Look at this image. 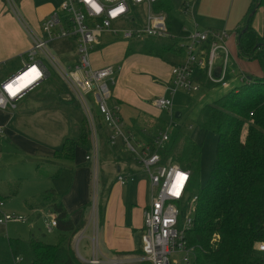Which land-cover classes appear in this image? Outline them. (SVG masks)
Masks as SVG:
<instances>
[{"label": "built area", "instance_id": "obj_1", "mask_svg": "<svg viewBox=\"0 0 264 264\" xmlns=\"http://www.w3.org/2000/svg\"><path fill=\"white\" fill-rule=\"evenodd\" d=\"M162 0H62L61 4L42 22L40 32L30 31L29 25L17 11L15 0H7L13 12L24 27L30 32L32 48L28 51L27 61L23 68L0 82V111L15 110L17 103L30 92L40 88L45 82L52 80V73L47 65H51L81 105L91 132L92 148L86 156L92 161V190L90 200L91 216L89 226L91 236H85L88 227L75 241L80 247L83 239L89 240L90 258L87 264H192L195 252L187 245L186 233L193 227V214L198 196L189 197L191 173L175 163L172 158L162 162L161 155L152 153L150 145L136 140L134 131L125 130V123L119 115V108L113 104V85L116 81L115 66L94 69L91 65V53L105 34L125 42H140L148 39H176L167 28V16L155 11ZM195 0L185 2L181 13L189 18ZM192 33L180 44L184 52V60L173 67L169 96L159 98L155 106L172 113L173 98L180 91L197 93L202 83L207 86L229 88L228 67L232 59L228 40L231 36L226 32H200L193 27ZM69 42L76 48L73 60L63 61L53 54L49 44ZM197 72L203 73V79L196 81ZM242 82L247 74L241 71ZM236 75V74H234ZM237 77V76H236ZM238 78V77H237ZM93 99L103 124L111 131V143L122 138L126 150L143 166L150 178L151 205L145 211L144 230L141 253L106 258L99 246L100 202L98 185L100 184L99 132L97 116L94 113ZM252 116V115H251ZM253 117V116H252ZM4 129L0 126V137ZM170 133L165 130L158 136L155 144L163 147L170 141ZM121 184L127 179L118 177ZM187 206L182 216L179 205ZM3 202L0 201V225L9 222H23L27 219L15 215L1 213ZM182 220L180 221V217ZM57 228L56 217L47 224V233L52 234ZM256 252L262 257L264 264V239L255 245ZM79 251V250H78ZM180 254L182 259H172ZM19 261V259L17 260Z\"/></svg>", "mask_w": 264, "mask_h": 264}, {"label": "trees", "instance_id": "obj_2", "mask_svg": "<svg viewBox=\"0 0 264 264\" xmlns=\"http://www.w3.org/2000/svg\"><path fill=\"white\" fill-rule=\"evenodd\" d=\"M259 10L264 14V0H253L236 34L240 55L249 62H258L262 76L248 77L237 88L199 111L200 130L214 133L217 143L209 178L193 194L198 196L194 223L185 236L188 247L195 252L192 264H262L255 245L264 239V34L260 35L252 26ZM179 40V37L151 38L128 42L127 54H150L163 59L169 51L181 52ZM137 124L136 121L132 126L136 140L150 145L152 153H159L163 163L172 158L189 171L191 189L198 179L201 147L185 137L178 152L174 153L177 142L172 143L170 149L158 148L155 141L159 135L155 131H164L165 126L158 120L150 129ZM89 145V133L84 123L79 138L66 140L56 157L74 159L77 146L88 148ZM178 205L183 216L187 206ZM27 208L52 211L56 216L57 231L62 234L59 243L49 244L34 235L28 239L11 238L0 232V264H87L72 248V239L79 229L74 226L55 190L45 191L28 202ZM100 215L102 218L101 207Z\"/></svg>", "mask_w": 264, "mask_h": 264}, {"label": "crops", "instance_id": "obj_3", "mask_svg": "<svg viewBox=\"0 0 264 264\" xmlns=\"http://www.w3.org/2000/svg\"><path fill=\"white\" fill-rule=\"evenodd\" d=\"M252 1L253 0H195L192 6V15L188 18V24L185 21L176 18L174 11L177 6L181 11L185 2H191V0H162L159 5L156 6L157 8L155 11L161 14L163 13L167 16V28L174 36L180 38L179 44H187L186 40L194 30V26L200 32L201 30L204 32L213 30L218 32L232 31L236 27H241ZM61 2L62 0H15L18 13L29 25L30 31L35 34L40 32L42 22L61 4ZM260 11L262 12V10ZM257 14L254 17L252 26L260 35H263L264 14L262 12L263 25L261 24V19L257 17ZM175 23L177 25L174 26ZM261 25L263 27L262 34L260 33L262 30ZM105 37L113 38L108 34H105L101 39L100 45H97L92 51L91 54L93 55H91L90 61L94 69H100L106 66H115L116 68H119L117 70V76L115 77V84L112 87V101L113 104L119 108V115L125 123V130L127 129V124L129 126V129H127L126 132L133 131L132 129L130 130V128L136 121L138 123L137 125H139L141 128L150 129V127L153 126V123L158 120L159 123L165 126L164 130H166L167 125L162 122L160 117L165 112L171 116L173 115L174 110L172 113L162 111L155 106L154 102L153 104L151 103L155 98L169 96L168 91L171 86L172 78L171 71L173 67L183 62V50H181L182 53L179 51H169L164 55L163 59L157 58L150 54H131L135 55L133 57L135 59L133 64L134 68H131L127 64L129 57L131 56L127 54L129 43L122 41L126 45V52H122V54L116 58L113 56L110 58L106 56L108 50L105 49L100 51V49L106 48L107 46L104 44L107 42ZM117 41L119 40L117 39ZM63 43L70 44L69 42ZM32 44L33 42L30 32L24 27L17 15L13 12L7 0H0V82L23 68V63L27 61V54L32 48ZM228 44L232 56L231 61L234 60L237 64L239 61V56L237 57L239 54V49L236 32L231 34ZM70 45L74 46L73 44ZM61 48L62 50H57L56 54H58V56L63 61L73 60L75 53L72 54L67 45L62 46ZM17 59L21 60L20 64L16 67H13L12 69L9 68V65ZM121 61H123V65H121ZM254 64H258V62L252 61L249 62L248 65H243V67L238 63V69L243 72H247L248 77L262 76L263 73L261 69H254V66L257 67ZM252 65H254L252 67L254 70L250 68ZM202 79L203 73L197 72L196 81L201 83ZM48 82L49 83L45 82L43 86L30 92L28 95L43 89H46V91L47 89L52 90V87H49L51 86V83L50 81ZM201 85H203L201 86L202 89L207 86L205 82ZM50 94L54 96H60L61 94L66 101L68 99L71 100V97H67V94H65V90H55L50 92ZM28 95L17 103V107L20 102L27 100ZM144 100H147V102ZM91 104L93 105L94 113L97 116L98 122L100 123L98 125L100 158L99 177L101 172V161H103V158L113 159L112 163L108 165L111 169V172L109 171L107 173L113 174L115 176V179L112 181V185L110 186L109 184L110 187L108 188V191H106L105 196L102 195V199L100 201V207L102 211V218L100 220L99 228L100 251L106 258L121 255L139 254L137 252H140L142 247V235L145 222L144 215L145 211L151 205L150 178L143 166L130 152L126 150L122 138L116 140L115 143L110 142L109 137L111 135V131L103 124L94 101ZM80 108L83 112V117L81 121L75 120L72 117L74 121L69 125L68 136L69 134H73V132L75 133V131H73V124L78 125L79 133L74 137H66L62 143V146L68 139L75 140L79 138L84 123L88 129L90 145L88 148L77 146L74 159H60L67 161L83 160L89 162L91 166L89 170L88 167L85 170L89 171H87L91 183V185H89V194H87V196L83 199H81V196H76L72 192L69 194H63L61 196L64 208L66 209L74 226L79 229L78 233L72 239V244L73 241L75 242L82 235V231H85L87 227L88 229L85 236H91L89 222L91 216L90 200L93 170L92 161H87L86 156L91 152L93 145L91 141V132L89 130L86 116L81 105ZM7 111H10L12 115L14 114L11 110L0 111V122H5V115ZM163 132L160 130L155 131V133L158 135L162 134ZM62 146L60 149L51 151L50 156L55 159H59L56 157V153L62 149ZM80 147H83L85 152L78 150ZM104 163L106 164L105 161ZM60 175L61 172H58L56 177ZM119 176H123L127 179L125 184H121L118 181ZM1 195L2 193L0 192V197H2ZM0 201L3 202L4 206V198H0ZM31 212L36 213L39 219H41L42 213L46 218L50 215L56 217L50 209ZM50 221H47V224L50 223ZM54 231H56L59 236H62V234L57 231V228ZM87 249V256L90 257L91 250L89 241Z\"/></svg>", "mask_w": 264, "mask_h": 264}, {"label": "rangeland", "instance_id": "obj_4", "mask_svg": "<svg viewBox=\"0 0 264 264\" xmlns=\"http://www.w3.org/2000/svg\"><path fill=\"white\" fill-rule=\"evenodd\" d=\"M174 14L176 18L188 24V18L181 13L178 6ZM257 17L261 19V24L263 25V14L260 10L258 11ZM175 25L177 24L175 23ZM236 29L237 27L232 31H220L219 33L226 32L230 35L235 33ZM201 32L204 31L201 30ZM262 32L263 27L260 33L262 34ZM105 39H107V42L104 44L107 46L106 48L100 49V51L108 50L106 56L116 58L122 52H126V45L122 40L118 39L119 41H117L116 38L110 37H105ZM66 45L71 53L74 54L76 51L75 46L63 42L51 43L49 47L53 51V54L58 56L56 54L57 50H62L61 47ZM134 56L131 55L127 62L131 68H134ZM237 57L239 58L238 63L242 67L243 65L249 64L247 59L242 57L240 53ZM20 62V59L15 60L9 65V68L16 67ZM120 63L123 65V61ZM238 63L236 64L234 60L230 61L228 67L230 74L228 78L229 88H210L206 86L198 93H188L180 90L173 98V115L170 116V114L165 112L160 117L162 122L167 125L166 130L170 133L171 137L170 142L163 145L165 149H170L172 143L177 142L174 146V153L180 151L185 137L196 142L202 149L201 164L199 174L197 175L198 179L194 183V186L189 189V197L196 193L198 187H203L206 184L214 164L216 152L217 136L214 133H207L200 130L197 123L199 111L203 106L214 103L224 93L241 84L243 80L241 78V72L238 69ZM47 65L52 73V80H50L51 86H49L52 87V90L47 89L46 91V89H43L31 93L28 95L27 100L18 104L17 109L11 110L14 113L13 115L10 111H7L5 122H0V125L4 127V135L0 138V192L2 193L1 198H4V206L1 207V213L3 215H15L27 219L26 223L12 221L7 225H0V232L11 238L22 237L28 239L34 235L46 243L55 245L59 243L60 236L56 231L49 234L46 229L47 221H50L53 216L50 215L46 218L42 213L41 219H39L36 213L28 210L27 203L32 202L45 191L52 189L56 190L60 196L72 192L76 196H81V199H83L89 194L90 190L89 185L91 183L87 171L91 166L89 162L83 160L67 161L55 159L50 156L51 151L60 149L66 137L78 135V125L73 124V131L75 133L73 132V134H69L68 136L69 125L74 121L72 117L75 120L81 121L83 112L73 94L67 90L68 88L58 78L59 76L51 65L48 62ZM254 65L250 68L252 69L254 66V69H260L259 64ZM245 73L247 74V72ZM55 90H65V94H67V97H71V100L68 99L66 101L61 94L60 96L50 94V92ZM159 98L161 97L155 98L151 104ZM89 100H91V103L93 102L92 97ZM144 101L147 102V100ZM177 114H180V119L176 118ZM126 128L129 129L128 124ZM160 131H163V129ZM78 150L85 152L83 147L78 148ZM102 160L99 177L101 183L98 185L99 202L102 199V195L105 196L106 191L112 185L113 179H115L113 174L107 173L109 171L111 172L108 165L112 163L113 159L103 158ZM87 167L88 170L85 171ZM58 172H61V175L56 177ZM93 192L94 189L92 190L91 196H93ZM88 241L87 239L82 240L78 249L74 241L71 244L77 256L79 257V253L85 260L90 258L87 256ZM137 253H141V251ZM174 258L180 261L182 255L177 254L172 257V259ZM180 264L182 263L180 262Z\"/></svg>", "mask_w": 264, "mask_h": 264}, {"label": "water", "instance_id": "obj_5", "mask_svg": "<svg viewBox=\"0 0 264 264\" xmlns=\"http://www.w3.org/2000/svg\"><path fill=\"white\" fill-rule=\"evenodd\" d=\"M257 8H258V7H257ZM253 12H254L253 14L256 13L255 10H254ZM253 14H252V15H253ZM244 31H246V30H244ZM176 118L180 119V114H177V115H176Z\"/></svg>", "mask_w": 264, "mask_h": 264}]
</instances>
